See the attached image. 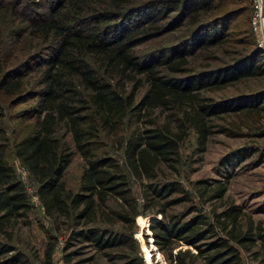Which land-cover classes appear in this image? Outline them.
Masks as SVG:
<instances>
[{"label": "trees", "instance_id": "trees-1", "mask_svg": "<svg viewBox=\"0 0 264 264\" xmlns=\"http://www.w3.org/2000/svg\"><path fill=\"white\" fill-rule=\"evenodd\" d=\"M253 9V0H0V236L9 239L31 208L6 158L11 151L56 231L58 219L66 218L65 245L84 243L96 252L133 245L130 229L141 214L151 216L152 241L171 262L248 264L241 259L245 251L254 264H264L259 222L248 217L242 224V209L232 203L206 215L179 182L159 179L162 166L175 171L180 143L190 132L196 149L204 150L214 117L244 116L243 124L264 136V88L219 99L202 93L264 76V52L250 24ZM238 16L243 23L232 25ZM157 37L156 47L136 48ZM203 60L218 63L200 67ZM20 104L11 118L31 122L10 140L4 119ZM258 149L246 145L237 156ZM73 150L83 160L74 191L62 179ZM124 167L140 186V211ZM225 191L226 182L218 181L198 194L222 198ZM174 192L179 195L169 197ZM186 201L182 215L166 212ZM178 243L196 252L171 253ZM13 250L0 240V256ZM19 255L10 253L0 264H14Z\"/></svg>", "mask_w": 264, "mask_h": 264}, {"label": "rangeland", "instance_id": "rangeland-1", "mask_svg": "<svg viewBox=\"0 0 264 264\" xmlns=\"http://www.w3.org/2000/svg\"><path fill=\"white\" fill-rule=\"evenodd\" d=\"M242 21L243 16H238L232 22V25L237 22L243 23ZM246 26H248L247 23ZM160 42V37H157L138 44L136 48L145 50L156 47ZM217 55L221 57V53ZM198 62L200 67L201 65H215L218 63L216 60ZM263 88L264 76L239 80L220 88H209L203 90L202 93L214 99H219ZM5 101L1 102L4 104L3 106L7 104ZM22 105L25 104L7 109L9 112L6 113L4 125L10 140L19 137L24 128L31 122L29 119L14 120L11 118V111ZM162 117L163 115H160V119ZM243 117L235 114H223L220 117H214L212 119L213 132L209 135L205 148L201 152L196 149L194 134L190 132L180 143L179 158L175 164V171L162 166L159 179L166 178L179 182L183 189L191 195L190 202L196 204L197 209L206 215H210L212 210L218 211L223 205L232 203L242 209V224L250 217L255 223L259 222L261 227H264V136L254 135V129L243 124ZM259 118L264 124V109L260 111ZM222 126L226 127V131L221 130L220 127ZM246 145L257 146L259 149L249 154V156H237V150L244 148ZM5 155L17 177L24 184L30 197L31 208L27 212L26 221L18 220L14 223L10 230L9 239L6 236H0V240L8 242L14 249L12 252L1 255L0 260L10 253L18 251L21 260L14 264H123L127 260H131L132 263L141 261L142 264H184L169 261L166 252L157 248L152 241L151 231L148 227L151 216L146 217L141 214L135 217L130 229L133 245L110 248L104 250V252H96L92 245L79 242L65 245L62 234L67 231L66 218L60 217L58 219L59 232L56 231L54 222L43 213L37 199L32 197L35 191L34 181L11 151H7ZM113 155L119 163L122 162L120 150H116ZM227 160L229 161L227 162ZM82 166L81 156L73 150L71 160L62 175L67 189L76 190ZM123 171L126 175L128 187L140 211L142 202L140 186L125 167ZM218 181L226 182V191L222 198H210L209 192H204L202 195L198 194V190L210 188ZM177 195L179 193L174 192L169 197ZM190 202L186 201L170 206L166 208V212L182 215ZM110 204L113 207L117 205L115 202ZM147 211L152 215L155 214L156 217H160L159 213L154 212V208ZM114 225L118 231L128 233L125 223L116 222ZM49 234L54 237L48 238ZM47 249H50L48 255L46 254ZM186 250L191 253L196 252L192 246L178 243L174 244L171 253L185 252ZM65 254H67V257H65ZM116 254L122 255V257H113ZM181 256L184 258L185 263L190 261L187 254L183 253ZM241 259L244 263H256V259L250 252L241 251Z\"/></svg>", "mask_w": 264, "mask_h": 264}, {"label": "built area", "instance_id": "built-area-1", "mask_svg": "<svg viewBox=\"0 0 264 264\" xmlns=\"http://www.w3.org/2000/svg\"><path fill=\"white\" fill-rule=\"evenodd\" d=\"M253 12L250 18L252 29L256 32L257 43L262 47L264 52V14L262 8V0H253ZM35 197V195H32Z\"/></svg>", "mask_w": 264, "mask_h": 264}]
</instances>
